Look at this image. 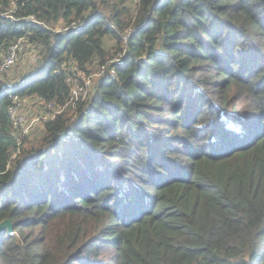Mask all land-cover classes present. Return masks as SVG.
Segmentation results:
<instances>
[{
  "label": "trees",
  "instance_id": "1",
  "mask_svg": "<svg viewBox=\"0 0 264 264\" xmlns=\"http://www.w3.org/2000/svg\"><path fill=\"white\" fill-rule=\"evenodd\" d=\"M122 2L0 0V59L42 55L0 78V264H264V0ZM106 36L114 73L12 159V96L63 104Z\"/></svg>",
  "mask_w": 264,
  "mask_h": 264
},
{
  "label": "built area",
  "instance_id": "2",
  "mask_svg": "<svg viewBox=\"0 0 264 264\" xmlns=\"http://www.w3.org/2000/svg\"><path fill=\"white\" fill-rule=\"evenodd\" d=\"M137 0H134L136 2ZM130 30L125 34L127 37ZM27 41V34L15 39L12 43L8 45L5 52L2 54L0 59V74L6 71L8 68L12 67L16 60L18 59L21 52L24 50V44ZM126 47V45H125ZM118 53L106 57L105 61L98 66L97 71L93 72L87 77H92L97 75L96 78H100L105 73L109 72L111 74L115 71V64L120 59V56L124 54L126 48ZM83 79V78H82ZM66 81L70 86L69 97L66 102L63 104L57 103L54 100H47L42 97L36 96L35 99L41 103V107L38 110H32V112L26 109V112L23 111L22 102L28 97H20L18 95H13L11 103L8 104L7 113L10 117V121L16 129H19V134L16 136L18 143L23 136H26V133L34 128V124L40 122V125L45 124L47 121L52 120L58 113L66 110L67 105L77 106L79 102L84 100L89 94L90 89H88L89 79L80 81L74 73H68ZM15 150H19V147L15 146ZM12 155V154H11Z\"/></svg>",
  "mask_w": 264,
  "mask_h": 264
},
{
  "label": "rangeland",
  "instance_id": "3",
  "mask_svg": "<svg viewBox=\"0 0 264 264\" xmlns=\"http://www.w3.org/2000/svg\"><path fill=\"white\" fill-rule=\"evenodd\" d=\"M135 3L134 0H124V2H122L120 4V8H126L125 9V13H129L131 16L135 15ZM131 25L127 26V31L130 29ZM126 31V33H127ZM125 39V36L123 35V41ZM116 42H117V38H114L112 36H106L105 40H104V44H105V48H106V57H109L111 55H113L116 52ZM40 49L41 46L39 45V47L36 46V44L32 43V42H25L24 44V50L21 52V54L19 55L18 59L16 60L15 64L8 68L6 71H4L2 74H0V78L2 79L3 82H5L6 84H15L18 80H20L21 78L25 77L26 75H28L29 73H32L33 70L35 69V67L38 65L39 63V59L41 58V53H40ZM120 53H122V50L120 51ZM97 60L94 61V65H93V69H92V73L97 71ZM70 69L71 68H75L73 62L71 61L70 65L68 66ZM77 75L81 76L83 79H89V83H88V89H90V92L93 90L95 84L98 81L97 75H93L92 77H87L85 74H80L77 73ZM36 96L33 97H28L24 103L22 102V106H23V111L26 112V109L30 110L32 112V110H38L41 107V103H39L40 100H36L35 99ZM66 110L71 113L73 111H75V106L73 105H67L66 106ZM48 122V121H47ZM11 126H12V134L14 135L15 138V142H16V147H19V150H15V147L12 149L11 151V158H15L16 155L20 152L21 147L23 144L30 142V144H33L34 142H36L38 139L41 138L42 134H43V130H44V124L40 125V122L34 124L33 126H35L34 128L30 129L27 133L26 136H23L19 143L18 140L16 138V136L19 134V129H16L12 122H11Z\"/></svg>",
  "mask_w": 264,
  "mask_h": 264
},
{
  "label": "water",
  "instance_id": "4",
  "mask_svg": "<svg viewBox=\"0 0 264 264\" xmlns=\"http://www.w3.org/2000/svg\"><path fill=\"white\" fill-rule=\"evenodd\" d=\"M7 229L9 232L13 231L12 222L9 218H4L0 221V231Z\"/></svg>",
  "mask_w": 264,
  "mask_h": 264
}]
</instances>
